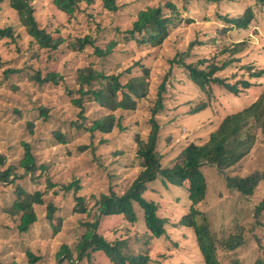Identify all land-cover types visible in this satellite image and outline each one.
Masks as SVG:
<instances>
[{
    "label": "rangeland",
    "instance_id": "obj_1",
    "mask_svg": "<svg viewBox=\"0 0 264 264\" xmlns=\"http://www.w3.org/2000/svg\"><path fill=\"white\" fill-rule=\"evenodd\" d=\"M167 2L178 8L183 22L173 28L162 46L156 49L121 44L112 55L100 58L94 55V48L73 53L67 47L72 40L89 35L96 39L98 47H106L111 40L122 41L123 36L116 32L118 28L122 31L128 29L139 10L164 6ZM32 3L42 28L54 34L60 30L62 36L70 35L71 40L66 38L67 44L56 52L40 50L20 27L17 14L10 10L8 3L0 6V28L13 27L16 39H0V55L5 64L0 70V159L3 160L0 172L8 171L10 174L9 180L0 178V264H29L28 250L42 257L37 264H111L102 252L91 253L89 257L77 261L75 248L87 229L86 224L94 222L99 226L98 234L108 242L132 237L128 251L139 254L148 250L152 262L204 264L194 244V232L185 226L177 227L180 219L189 212V203H185L188 201L187 191L183 187L167 183L168 188L164 189L159 177L148 184L143 195L159 204L160 217L170 220L168 240L150 236L145 227L143 210L136 208L137 205L138 220L135 224H130L123 216H102L98 213L99 205L96 204L102 195L121 196L139 177L142 167L136 155L138 147L135 138L140 135L146 140L151 116L149 104L141 98L135 111L114 112L116 119H121L124 131L115 128L111 133H89L85 128L111 112L87 102L86 121L81 120L80 110L71 105L73 97L79 98L76 77L79 70L85 67H93L106 75L129 70L128 77L122 79L126 84L144 74L137 66V62H141L150 68L148 95L153 103L157 100L159 84L166 73L171 74L169 63L174 57L180 58L176 57L179 54H185L192 40L209 43L211 38L218 37V44L228 45L229 48L245 44L241 53L222 57L227 59L230 56L236 61L219 75L233 82L243 76L256 86L243 91L239 97L212 87L215 100L206 96L207 108L196 113L192 111L200 107L205 96L195 83L188 80L183 68L173 65V72L166 82L165 110L157 117L161 126L157 147L160 167L164 170L172 168L177 161L179 163L181 157L178 159V156L187 146L204 145L226 116L247 108L264 92V76L256 80L249 77L254 72H249L250 69L264 70L263 9L250 0L220 3L206 0H117L120 9L115 14L103 10L102 4L97 2L92 7L82 5L75 18L68 19L51 0H32ZM249 8L255 14L249 29L228 31L230 26L225 18H237ZM222 30L227 31L225 38L219 36ZM220 49L206 44L202 48H194L193 53L197 51L198 56L213 60ZM217 59L220 60L219 57ZM221 64L218 63L219 66ZM9 69L18 70V73H10L6 77L5 72ZM55 71L63 74L58 85L40 87L30 80L31 75L40 73L43 77ZM68 90L75 93L72 98ZM39 107L49 109L46 122L39 119ZM56 134H61L66 144H61ZM261 139L249 156L224 174L216 166L204 165L201 168L207 192L205 201L198 208L206 215L211 228L222 231L237 226L246 227L248 243L234 256L242 260L241 264L254 262L259 254V242L260 253H264V213L260 218L262 228L254 220L256 206L264 202V178L253 197H244L228 188L227 177H244L254 172L264 174V145ZM24 144L30 145L35 157L33 172H26L19 166L25 154ZM71 184H75L74 188L66 191L65 188ZM18 188L23 189L26 198L32 202L36 192L43 194V204H34L38 220L25 234L18 231L20 214L12 215L11 210H6L17 198L15 191ZM79 199L83 200L88 214L75 210ZM49 204L56 208L52 221L47 218ZM56 228L59 231L55 233ZM135 238L140 241L136 242ZM145 241L148 244H143ZM63 245L70 248L72 262L57 259ZM222 264H231V261L223 257Z\"/></svg>",
    "mask_w": 264,
    "mask_h": 264
},
{
    "label": "trees",
    "instance_id": "obj_2",
    "mask_svg": "<svg viewBox=\"0 0 264 264\" xmlns=\"http://www.w3.org/2000/svg\"><path fill=\"white\" fill-rule=\"evenodd\" d=\"M206 1L220 3L227 0ZM250 1L256 2L264 11V0ZM51 2L68 19L75 18L82 5L92 7L97 2H100L103 10L109 13L115 14L120 9L117 5V0H51ZM4 3H8L10 10L16 12L20 27L25 30L26 34L32 39L33 44L40 50L56 52L63 45L67 44L66 38L71 40L69 38L70 35L62 36L60 30H57L54 34L41 27L32 0H0V6ZM165 9L168 11H165ZM254 19V11L252 8H249L243 15L237 18L227 17L224 21L230 26L228 31L233 29L247 30ZM182 22L183 17L178 8L173 3L167 2L164 6L139 10L136 19L128 29L122 31L118 28L116 32L118 35L123 36L122 41L111 40L106 47L104 46L105 48L98 47L96 46V39L89 35L72 40L73 42L68 44L67 47L73 53L82 52L88 47L94 48V55L100 58L112 55L121 44H126L129 47L136 45L137 48L150 47L156 49L162 46V43L169 37L170 32L173 31V28ZM188 22L190 21L188 20ZM225 32L227 31L222 30V35L219 34V36L225 38ZM0 39L16 41L14 28H0ZM206 44L221 47L213 60L205 56H198L197 51L196 54L193 53L194 48H202ZM244 46L245 44H235L232 48H229L230 46L228 45H219L218 37L211 38L209 43L203 42L200 39L192 40L185 54H179L176 57L180 58L176 59L174 57L170 63L168 62L170 65L168 70L171 74L173 72V65L183 68L187 72L188 80L195 83L201 94L205 96V101L192 113L207 108L206 96H209V100H215V97L212 95L214 88L239 97L243 91L256 86L255 83L243 78V76H241L240 80L233 82L219 75L221 71L232 66L236 61V59L231 60L230 56L227 59H222V57L227 54L235 56L244 50ZM189 59L192 61L188 62ZM220 62L222 64L219 66L218 63ZM4 65L3 58L0 55V70L3 69ZM137 66L144 74L132 78L126 84L122 82V79L128 77L129 70L106 75L105 72L98 71L93 67H85L79 70L78 77H76L79 98L73 97L75 93L68 90L69 96L73 97L71 105L80 110L79 118L84 122L86 121L85 106L87 102L98 104L111 112L95 120L90 127L85 128L86 131L92 134L111 133L115 128L124 131L121 119H116L114 112L118 110L122 112L135 111L139 104L138 100L141 98L146 99L149 104L151 118L148 125L150 132L146 140L142 139L140 135L135 138L138 147L136 155L141 161L142 167L139 177L121 196L115 194L111 196L102 195L96 204L97 206L99 205L98 213L102 216H123L127 222L135 224L138 220L135 210V205H137L136 208L139 207L143 210L145 227L150 236L154 239L165 237L168 240L167 227L170 225V220L159 216L158 212L160 208L158 203L143 196L148 184L154 183L160 177L164 189L168 188L167 183H170V186L186 189L188 201H185V203H189V212L180 219L177 227L185 226L194 232V244L204 264H222L223 257L228 258L231 264H241L242 260L240 258L235 259L234 256L239 253L240 248H243L248 243L247 235H245V232H247L246 227L237 226L236 228L222 231H215L211 228L206 215L198 208L205 201L207 192V182L201 172V168L204 165L216 166L220 173L224 174L249 156L254 148L260 144L259 139L261 137V143L264 145V92L247 108L226 116L210 134L208 141L204 145L190 144L178 156V159L181 157L179 163L177 161L174 167L164 170L160 167V155L157 151L161 130L157 117L165 110L167 98H165L164 94L167 89V77H170L171 74L168 75L166 73L163 82L161 81L158 86L157 100L152 103L148 95V80L151 77L149 73L150 68H146L141 62H137ZM249 72H251L249 77L254 80L261 79L264 76V70L255 71L250 69ZM10 73H18V70H6L5 76L7 77ZM236 76L237 74L234 77L236 78ZM60 78H63V74L56 71L49 72L43 77L40 73L30 76V80L37 83L40 87L46 84L58 85ZM38 111L39 119L46 122L48 120L49 109L39 107ZM29 127L31 128L32 125L30 124ZM56 135L61 144H66L61 134ZM24 149L25 154L19 166L26 172H33L36 168L35 157L31 152L29 144H24ZM2 164L3 160L0 159V166ZM9 176L8 171L0 172V178L9 180ZM263 178L264 174L260 172H254L244 177L240 175L228 176L227 186L230 190H235L244 197H253ZM74 186L75 184H71L65 190L71 191ZM75 189L78 188L75 187ZM15 192L17 198L6 210H11L10 214L12 215L20 214L18 231L25 234L38 220L34 204H43V194L36 192L32 196V202V200L26 198V192L23 189L18 188ZM75 210L86 214L89 212L85 209L82 199L78 200ZM55 211V206L49 204L47 218L50 221L53 220ZM263 213L264 202H260L254 210V220L260 225V228H262L260 218ZM86 227L85 233L75 248L78 254L77 261H82L85 257H89L91 253L102 252L110 259L111 264H151L152 259L148 254V250L145 253L139 254H133L128 251L127 248H129L128 245L132 237L129 236L128 240L114 243L108 242L103 236L98 234L99 226L96 222L86 224ZM58 231L57 228L54 230L55 233ZM135 239H137L136 242L140 241L138 238ZM143 244H148V241L143 242ZM258 245L259 254L252 264H264V253H260V250L262 251L260 242ZM89 251L90 253L88 254ZM27 252L26 256L29 264H37L42 261V257L35 256L30 250ZM57 257L59 260L68 259L72 262L73 256L70 248L63 245L57 253ZM155 263L158 264L159 262ZM11 264L18 263L12 262Z\"/></svg>",
    "mask_w": 264,
    "mask_h": 264
}]
</instances>
